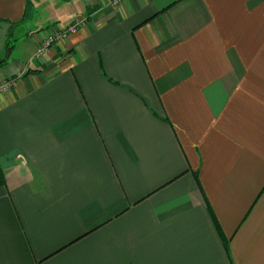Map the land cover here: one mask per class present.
Masks as SVG:
<instances>
[{
	"label": "crops",
	"instance_id": "crops-1",
	"mask_svg": "<svg viewBox=\"0 0 264 264\" xmlns=\"http://www.w3.org/2000/svg\"><path fill=\"white\" fill-rule=\"evenodd\" d=\"M75 1L0 66V264H264V0Z\"/></svg>",
	"mask_w": 264,
	"mask_h": 264
},
{
	"label": "rangeland",
	"instance_id": "rangeland-1",
	"mask_svg": "<svg viewBox=\"0 0 264 264\" xmlns=\"http://www.w3.org/2000/svg\"><path fill=\"white\" fill-rule=\"evenodd\" d=\"M34 4H36V1L38 0H33ZM66 2H68V0H65ZM66 2H64V0H48V1H43L41 4H36V6L34 5V11H38V13H40V11L42 12L41 15H45L47 17V19L49 20L54 19L59 21V23H61L62 21H64L65 17L68 15V13L77 10L76 8H74L77 5V1H73L70 4L66 5ZM39 9V10H38ZM32 11V14L33 12ZM78 13H80L79 10H77ZM54 20H50V24H46L47 20H41L40 23H36V21H34L33 17L29 20H27L26 22L22 23V25H18L17 28H14L13 32L9 35L6 36V44H10L11 49L14 50L13 55L11 56V60H13L14 58L17 59H21V60H27L28 57L31 56L32 51H33V45L31 44V35H32V31L38 29L39 27H43V29H46V27L49 28V26H53V21ZM43 21V22H42ZM56 24V23H54ZM1 27H0V43L2 42L3 37L2 36V32H1ZM34 32V31H33ZM8 51H5V54H3V58L8 56Z\"/></svg>",
	"mask_w": 264,
	"mask_h": 264
},
{
	"label": "built area",
	"instance_id": "built-area-1",
	"mask_svg": "<svg viewBox=\"0 0 264 264\" xmlns=\"http://www.w3.org/2000/svg\"><path fill=\"white\" fill-rule=\"evenodd\" d=\"M118 3L116 1L114 4ZM85 24V19L76 18L68 23L65 27L59 30L56 34L44 39L39 45L37 57L43 56L56 42L63 40L71 34L78 31V29Z\"/></svg>",
	"mask_w": 264,
	"mask_h": 264
},
{
	"label": "trees",
	"instance_id": "trees-1",
	"mask_svg": "<svg viewBox=\"0 0 264 264\" xmlns=\"http://www.w3.org/2000/svg\"><path fill=\"white\" fill-rule=\"evenodd\" d=\"M33 10H34V1L33 0H26L24 16H23L21 21H19V22H11V21H6V20H3V19L0 18V22H2V21L5 22L6 21L9 24V28H8V31H7V36H9L13 32L14 28L16 27V25H19V24L23 23L24 20H26L28 18H31ZM7 45H8L7 51L10 52L11 51V46L8 43H7ZM6 62H7V58L0 59V66L5 64ZM5 183H6L5 174H4L3 169L0 167V186L5 185Z\"/></svg>",
	"mask_w": 264,
	"mask_h": 264
},
{
	"label": "water",
	"instance_id": "water-1",
	"mask_svg": "<svg viewBox=\"0 0 264 264\" xmlns=\"http://www.w3.org/2000/svg\"><path fill=\"white\" fill-rule=\"evenodd\" d=\"M8 56H10V52L8 53Z\"/></svg>",
	"mask_w": 264,
	"mask_h": 264
}]
</instances>
